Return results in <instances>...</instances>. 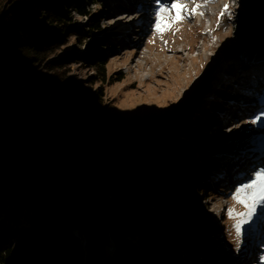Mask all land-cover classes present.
<instances>
[{"label": "rangeland", "instance_id": "obj_1", "mask_svg": "<svg viewBox=\"0 0 264 264\" xmlns=\"http://www.w3.org/2000/svg\"><path fill=\"white\" fill-rule=\"evenodd\" d=\"M8 1L5 0L4 5ZM124 1L129 4L128 0H67L58 6L67 21L64 30H60L61 24L52 22L46 13L48 6H56L54 2L34 1L37 19L31 27H40L39 38L47 44L52 43V50L44 58L32 57V62H24L7 78L9 93L16 88L35 89L37 84L42 97L58 114L57 123L68 130L66 135L74 140L75 147L83 143L91 148L109 149L102 140L105 139L102 131L109 127L104 123L105 116H117L126 123L134 120L130 122L133 125L124 124L114 138L122 141L128 136L136 138L135 143L141 146L140 153H143V167L150 171L147 176L149 192L134 200L130 211L137 217H130L125 223L128 229L123 225H111L92 245L87 228L68 227L66 235L76 237L79 243L75 260L77 264H124L119 255L125 252L134 257L138 255V258L142 256L146 264H159L146 254L161 246L163 252H168L164 257L169 264H246L248 254L240 263L235 261L240 253L234 256L237 248L235 219L227 216L229 207L244 211L243 206L231 198L238 182L227 178L224 184L215 185L216 175L208 176L206 171L207 178L197 183L205 191L194 192L195 197L191 198L197 204L175 220L163 210L179 206L170 196L185 184L167 181L153 166L155 161L166 158L176 145L186 144L192 157L199 160L203 155L210 159L216 157L214 152L224 146L231 153L237 149L239 153L255 138V144L260 141V135L256 134H260L262 128L246 123L253 116L236 114L233 117L234 109L224 103L221 92H224L222 83L226 81L222 74L227 75L232 69L230 65L243 57L253 59L252 64H260L258 69L245 72L264 75V0H235V3L232 0H197L201 4L198 12L174 24L162 35L154 34L152 25L141 19L144 16L140 0H133L130 9L124 5L119 7L118 3ZM186 2L189 8L193 7L192 0ZM225 3L229 4L231 16L225 13L219 18ZM78 6L86 13H80L76 9ZM118 14L119 17L113 16ZM98 16L100 29L88 33L89 18ZM19 36L23 41L32 42L24 31H20ZM128 39H131L129 43ZM100 52L106 58L103 68L92 61ZM58 62L62 63L60 67H56ZM102 75L104 81H100ZM94 92L101 96L97 101H92ZM69 106L73 108H67ZM222 107L227 109L225 115L218 112ZM82 109L85 113L79 116ZM201 124L206 128L201 129ZM208 132L215 133V138L201 143L202 136ZM224 163L229 164L228 161ZM9 187L5 189L12 190ZM20 190L17 191L18 204L4 191L5 196L0 195V248L12 249L14 255L20 246L19 239L28 234L29 229L35 232L33 241H37L42 232L39 217L25 205L26 193ZM153 191L162 193L159 202L154 201ZM10 209L14 213L7 216ZM150 213H159L172 232L184 224L194 234V250H201V253L190 255L177 238L174 248L163 233L155 230ZM139 218L148 222L152 229L139 230ZM200 238L207 239L209 247L202 246Z\"/></svg>", "mask_w": 264, "mask_h": 264}, {"label": "trees", "instance_id": "obj_2", "mask_svg": "<svg viewBox=\"0 0 264 264\" xmlns=\"http://www.w3.org/2000/svg\"><path fill=\"white\" fill-rule=\"evenodd\" d=\"M34 1L45 0H10L6 5L5 0H0V195L5 196L3 193H7L18 204L17 191L24 190L25 205L39 217L42 232L37 241H33L36 235L32 229L21 236L16 255L12 249L0 248V264H77L75 255L79 250L78 240L66 235L65 230L68 227L87 228L89 244L92 245L111 225H123L128 229L125 223L130 217H137L130 211L134 200L149 192L147 176L150 171L143 167V153H140L141 146L135 143L136 138L128 136L124 141L119 137L114 138V135L120 134L124 124L133 125L130 122L134 120L126 123L117 116H105L104 123L109 127L102 131V138H105L102 140L108 144L106 146L109 149L91 148L83 143L75 147L74 140L66 135L68 130L57 123L58 114L42 97L37 84L35 89L27 91L16 88L9 93L7 78L13 70L37 55L46 57L52 50V43L47 44L39 38L37 32L40 27H31L37 19L32 4ZM46 1L56 4L57 7L48 6L46 13L52 22L61 24L62 30L67 21L58 6L67 0ZM76 9L86 13L82 6ZM99 22V16L95 19L90 17L88 33L99 30ZM262 22L264 26V20ZM20 31L28 33L32 42L21 40ZM92 59L96 61L95 65L103 68L106 58L102 52ZM61 65L58 62L56 67ZM104 80L102 75L100 81ZM100 98L97 92L92 93V101ZM84 113L82 109L79 116ZM200 127L206 128L204 124ZM211 138H215V133L208 132L202 136L201 143ZM190 151L186 144L181 147L176 145L166 158L161 162L155 161L153 166L167 181L176 185L185 184L173 196L166 193L179 205L163 210L175 220L197 204L192 200L194 192L205 191L197 183L206 178L207 169L218 166L217 162L205 155L196 160ZM8 186L12 190L7 191ZM152 197L159 202L162 193L153 191ZM11 210L6 212L7 216L14 213ZM149 217L155 222V230L163 233L174 248L177 238L190 255L201 253V250H194V234L184 224L172 232L159 213H150ZM122 218L124 222H120ZM139 221V230L152 229L148 222L143 221L144 224L140 218ZM53 237H57V240ZM200 243L209 247L205 238H200ZM161 248L159 246L145 254L159 264H169L165 258L168 252H163ZM137 256L124 252L119 258L124 264H146L145 258Z\"/></svg>", "mask_w": 264, "mask_h": 264}, {"label": "snow or ice", "instance_id": "obj_3", "mask_svg": "<svg viewBox=\"0 0 264 264\" xmlns=\"http://www.w3.org/2000/svg\"><path fill=\"white\" fill-rule=\"evenodd\" d=\"M192 2L193 7L189 8L186 0H155V16L154 23L152 24L153 33L162 35L164 32L172 29L174 24L195 15L201 8V4L197 0H192ZM232 2L235 3V0H232ZM225 13L230 18L231 13L228 3L224 4L219 18H222ZM200 14L203 15V13ZM109 23H112V21H109ZM149 42L151 43L152 41L150 40ZM246 123L259 125L261 128H264V108H261ZM231 198L244 208L242 212H238L234 207H229L227 210L229 219H235L233 228L236 236V247L239 249L245 230L244 226L250 228L256 219L264 217V164L253 168L246 178L235 186L234 191L231 193ZM260 260L264 261V255L260 257Z\"/></svg>", "mask_w": 264, "mask_h": 264}, {"label": "bare ground", "instance_id": "obj_4", "mask_svg": "<svg viewBox=\"0 0 264 264\" xmlns=\"http://www.w3.org/2000/svg\"><path fill=\"white\" fill-rule=\"evenodd\" d=\"M129 1V4H125V1L124 2H121V3H118V5H119V7H123V5L124 6H126V7H128L129 9L131 8V7H133L132 6V1L133 0H128ZM128 1H127V3H128ZM153 7V5H151L149 8L151 9ZM127 8V9H128ZM150 9L148 10V13L150 12ZM119 15L120 14H118V15H113V16H116V17H119ZM142 19V18H141ZM126 26H128V24L126 25ZM126 36H128V35H126ZM128 43L131 41V39H128V40H126ZM260 56V54L259 55H257V56H255L254 57V60H257V58ZM253 60V59H252ZM238 61V63H236V62H234L233 63V65H232V71L233 70H236V68L238 69L239 67L241 68V67H243L242 69H246V68H252V69H254V70H256V69H258V67L260 66V64H252L251 62H247V61H245V60H243V59H241V60H237ZM251 63V64H250ZM239 65V66H238ZM241 73H242V75H243V73H245V72H242L241 71ZM246 74V73H245ZM223 76V75H222ZM247 77H248V75H247ZM220 78V77H219ZM221 79V78H220ZM249 80H250V82L251 83H254L255 81V79H254V77H253V75L251 74L249 77H248V79H247V81L249 82ZM258 81V84H261L262 83V80H259V79H257L256 78V82ZM261 82V83H260ZM262 85V84H261ZM251 86V85H250ZM262 94V93H261ZM233 117H235V116H233ZM261 138H263V137H261ZM227 177H228V179H230L231 177L230 176H226V178L225 179H227ZM220 178H224L223 176H221ZM238 181H240V179H238ZM237 181V182H238ZM232 182V181H231ZM254 224H258V225H262V224H264V217L263 218H261V220H260V222H256V221H254L253 222ZM247 227V226H246ZM245 227V228H246ZM257 227V226H256ZM259 235H258V237H260V239L262 240V238H264V232H263V230H261V232L260 233H258ZM262 235V236H261Z\"/></svg>", "mask_w": 264, "mask_h": 264}]
</instances>
